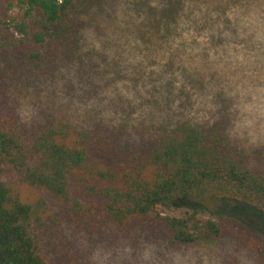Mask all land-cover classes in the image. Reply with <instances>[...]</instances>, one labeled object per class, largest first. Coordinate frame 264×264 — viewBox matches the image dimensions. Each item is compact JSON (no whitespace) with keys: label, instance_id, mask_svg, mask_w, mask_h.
<instances>
[{"label":"rangeland","instance_id":"obj_1","mask_svg":"<svg viewBox=\"0 0 264 264\" xmlns=\"http://www.w3.org/2000/svg\"><path fill=\"white\" fill-rule=\"evenodd\" d=\"M164 2L94 0L81 16L79 47L46 67L30 65V45L4 44L0 30V98L24 121L56 114L110 129L132 147L179 122L217 124L264 173V0H186L177 20L155 33L150 23ZM205 11L220 30L202 24L211 18ZM2 16L0 28L27 42L13 26L19 0ZM21 191L47 198L38 235L66 262L264 264V212L254 208L233 217L242 222L223 219L219 236L182 243L159 221L85 230L43 189Z\"/></svg>","mask_w":264,"mask_h":264},{"label":"trees","instance_id":"obj_2","mask_svg":"<svg viewBox=\"0 0 264 264\" xmlns=\"http://www.w3.org/2000/svg\"><path fill=\"white\" fill-rule=\"evenodd\" d=\"M14 1L0 0V22ZM93 2L19 0L22 18L13 26L28 43L0 28L11 36L4 44L30 45L27 62L46 67L79 47L81 16ZM185 4L165 0L150 28L159 33ZM208 15L202 24L220 30ZM121 138L56 114L24 121L1 96L0 264H74L55 257L39 237L48 200L24 199L23 186L46 191L85 230L159 221L182 243L221 235L223 219L242 220L249 208L264 212L263 171L219 125L179 122L136 147Z\"/></svg>","mask_w":264,"mask_h":264}]
</instances>
